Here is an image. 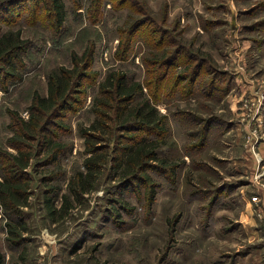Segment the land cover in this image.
Segmentation results:
<instances>
[{
  "label": "rangeland",
  "instance_id": "1",
  "mask_svg": "<svg viewBox=\"0 0 264 264\" xmlns=\"http://www.w3.org/2000/svg\"><path fill=\"white\" fill-rule=\"evenodd\" d=\"M64 4L60 28L33 3L34 15L14 26L32 46L21 81L0 89V181L12 175L9 155L29 156L18 173L27 196H18L19 224L0 201V264H264V0ZM88 50L76 101L49 125L63 129L14 143L35 94L49 96V74ZM174 53L170 65L159 63ZM115 73L127 86L141 83L136 102L150 98L169 124L157 152L171 168L146 170L148 184H126L112 167L116 144L96 112L109 98L101 84ZM98 121L108 125L98 124L102 149L88 155L81 130ZM50 140L66 147L55 161H47ZM91 156L99 168H87Z\"/></svg>",
  "mask_w": 264,
  "mask_h": 264
},
{
  "label": "trees",
  "instance_id": "2",
  "mask_svg": "<svg viewBox=\"0 0 264 264\" xmlns=\"http://www.w3.org/2000/svg\"><path fill=\"white\" fill-rule=\"evenodd\" d=\"M40 1L43 3L42 6H40ZM31 3L34 4V9L37 10L38 7H41L45 11V16L38 14L37 17L40 16L41 20L45 18L51 20L56 28H60L65 21L66 8L64 0H0V89L7 90V84H5L7 79L21 81L22 73L26 70L24 55L32 46V42L31 40H24L21 31H16L14 26L23 22L19 19L26 12L30 11L34 15L32 10H28ZM135 27L137 26H134L133 29ZM4 28L7 30L3 32ZM86 54H89L91 61L94 54L93 50L85 52L83 57L74 54L73 68L61 67L49 74V96L41 97L35 94L31 106L32 119L25 124L17 123L19 131L15 133L17 140H12L14 143H19L21 139L24 141L27 136L32 138L37 133L42 137L47 131H50L56 137L55 131L63 129V126H59L61 128L49 130V125L53 122L56 123V119L60 117L62 111L76 101L75 94L80 91L81 83L86 77V71L91 64L85 59ZM177 54L168 55L159 63L167 67L175 61ZM83 59L85 62H83ZM192 75L194 74L192 73ZM165 80L166 74L160 73L157 77V83H159L156 88H160ZM100 88L101 92L109 94V98L101 102L103 108L101 107L96 113L100 117L108 119L109 126L105 122L98 121L92 123L89 128L81 130V134L87 137L88 149L86 154L93 155L102 149L101 146H97L98 141L104 138L98 124L104 127L108 126L109 143L113 141L112 145L116 144L115 158L112 165L115 172L119 171L126 184L139 181L148 184L150 176L147 174L144 176L143 174L146 170L158 168L159 166L167 169L171 168L167 165L166 160H161L158 157L157 152L158 149L168 143L170 130L167 125L169 124H166L165 116L159 113L150 98L146 97L142 102H136L137 93L143 92L144 86L141 83L127 86L124 74H112L108 80L101 84ZM134 102H136L134 108L129 114L125 115L129 111L128 105ZM14 116L15 114H13V118ZM44 119L46 120L43 125ZM57 125L59 124L57 123ZM94 130H96V133L91 132ZM44 143L53 148L47 161H55L58 156L65 152L66 147L62 143L53 142L52 140L44 141ZM17 149L19 150V147ZM28 157L26 156L25 160L23 158L15 160L16 156L9 155V160L13 161L12 175H4V180L0 181L1 209L5 210V216L15 224L20 222L18 214L21 213L22 209L19 197L25 195V190L19 183L18 173L26 168L29 161L27 160ZM96 159V157L91 156L86 160L89 170L100 167ZM119 160H123L120 167L116 163ZM160 163L165 166L160 165ZM80 189L83 190L84 188L81 187ZM12 233L16 237H20L15 231H12Z\"/></svg>",
  "mask_w": 264,
  "mask_h": 264
}]
</instances>
